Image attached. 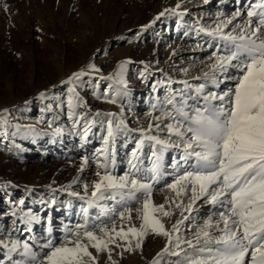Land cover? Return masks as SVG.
I'll return each mask as SVG.
<instances>
[{"label":"rangeland","instance_id":"rangeland-1","mask_svg":"<svg viewBox=\"0 0 264 264\" xmlns=\"http://www.w3.org/2000/svg\"><path fill=\"white\" fill-rule=\"evenodd\" d=\"M229 2L230 6L225 0H0V240L43 242L50 233L59 243L66 226L82 223V207H88L92 199V185L98 179L97 172H102L99 163L104 159L98 150L104 147L102 122L107 117L97 114L112 113L123 118L130 129H147L159 115L153 110L158 100L171 90L183 89L182 81L193 86L202 82L194 77L208 70V57L216 44L223 43L209 31L222 13L231 17L242 6L244 10L245 0L237 6V0ZM178 4L175 12H165ZM145 12V17L138 20ZM161 12L165 14L157 18ZM172 35L185 38L190 45L208 47L198 53V62L189 65L185 74L174 64L178 57L170 58L167 67L161 55V47H168L161 39ZM209 45L213 46L210 50ZM124 61L127 63L121 69ZM89 65H95V70ZM79 70L90 74L82 77L86 83L78 88L84 101L79 111L97 121L86 136L84 121L74 124L67 114L72 85L64 82ZM121 72L125 95H118L124 88L118 83ZM224 87L221 85V89ZM114 97L115 104L110 102ZM57 128L62 131L57 133ZM139 135L137 131L116 138L112 175L120 177L130 172L129 162ZM144 153L142 167H148L147 146ZM180 155L177 149L164 153L162 163L167 172H175ZM86 156L89 159L85 165ZM171 179V175L166 176L154 185V204H163L174 196L164 187ZM85 183L89 185L87 194ZM73 192L80 196H73ZM98 203L102 207L89 208L90 224L111 227L114 220L118 226L127 227V218L121 221L118 214L129 206L133 208L132 223H142L135 212L139 204H124L119 197ZM202 204L198 202L199 211L192 213L196 222L210 214L201 212L207 207ZM180 212L174 209V215L161 217L168 229L181 218ZM197 213L201 217L196 218ZM28 214L38 219L30 226L31 232H24L21 221ZM187 223L181 226L183 233ZM159 236L150 232L140 249H116L112 259L117 264H151L167 243L166 237ZM90 250L98 256L99 264H110L106 253ZM5 252L0 247V260L8 264ZM175 260L164 253L161 264H174Z\"/></svg>","mask_w":264,"mask_h":264},{"label":"snow or ice","instance_id":"snow-or-ice-1","mask_svg":"<svg viewBox=\"0 0 264 264\" xmlns=\"http://www.w3.org/2000/svg\"><path fill=\"white\" fill-rule=\"evenodd\" d=\"M245 5L243 11L238 9L231 17L221 14L209 31L223 43L216 44L208 57V70L194 77L202 82L193 86L182 81L183 89L171 90L158 100L153 110L159 115L147 129H130L123 118L112 113L97 114L107 117L102 122L104 147L98 150L104 159L99 163L102 172H97L98 179L92 185V199L88 207H82V223L66 226L59 243L51 239L50 233L43 242L0 240L8 264H99L98 256L90 249L106 253L110 264H117L112 259L116 249H140L150 232L167 238L165 248L151 264H161L164 253L176 257L174 264H264V0H245ZM179 8L178 4L165 12ZM125 63L121 62V69ZM89 67L95 70V65ZM85 75L90 74L80 70L64 83L72 85L67 114L74 124L84 121L86 136L97 121L79 111L84 101L78 88L86 83L82 80ZM118 75V83L124 85L118 95H125L126 82L122 72ZM221 85L225 87L221 89ZM110 102L115 104L117 99ZM61 131L56 129L57 133ZM137 131L140 135L129 162L130 172L120 177L112 175L116 138ZM145 146L151 161L148 167H142ZM169 149L181 153L174 173L167 172L162 163ZM88 159L83 158L85 165ZM169 175L172 179L164 187L174 196L163 204H154V185ZM88 188L85 183L86 194ZM117 197L124 204L140 205L135 209L137 219L142 221L139 226L132 223L130 206L118 214L121 221L127 218V227L118 226L114 220L111 227L89 223V208L102 207L98 201ZM198 202L215 209L201 222L192 216L199 211ZM174 209H181V218L168 229L161 217L174 215ZM37 219L26 215L21 221L23 231L31 232L30 226ZM185 221L190 236L181 231Z\"/></svg>","mask_w":264,"mask_h":264},{"label":"bare ground","instance_id":"bare-ground-1","mask_svg":"<svg viewBox=\"0 0 264 264\" xmlns=\"http://www.w3.org/2000/svg\"><path fill=\"white\" fill-rule=\"evenodd\" d=\"M230 0H225V3L227 2L228 6H230ZM232 1V0H231ZM235 2V1H234ZM238 2H236L234 5H236ZM214 6V5H213ZM237 6V5H236ZM239 6V5H238ZM246 6V5H245ZM232 7V6H231ZM234 7V6H233ZM240 7V6H239ZM243 7V6H242ZM241 7L240 10H242L243 8ZM228 8V7H227ZM230 8V7H229ZM224 9V8H223ZM228 10V9H227ZM223 11V10H222ZM218 12V10H217ZM228 12V11H227ZM216 13V12H215ZM223 14V13H222ZM146 15V12L142 14L141 18L138 17V20H142V18H144ZM225 15V14H224ZM133 17V16H132ZM136 20V19H134ZM215 20V19H214ZM217 21V20H216ZM183 38V37H182ZM161 42H166L168 44V47H161V55L163 56L164 62H165V66H169L170 65V58L173 57H178L174 64H178L180 66V69H178L180 71L181 74H185L186 72H188L189 69V65H194L196 62H198V53L200 54V52L207 50V48H202V46L200 45H190L189 43H187V40L181 39L179 35H172L170 37L164 36L161 39ZM211 47H209L208 50H210ZM215 50V49H214ZM60 59V58H59ZM177 66V65H176ZM185 69H187V71H185ZM80 71V70H79ZM86 72V71H84ZM192 76V75H190ZM194 76V75H193ZM180 90V89H178ZM35 92V91H34ZM33 96V95H32ZM204 206H207L206 208L202 209L201 212H213L215 211V209H213L212 207H210L209 205L206 204H202ZM201 214L195 215L196 218L201 217ZM207 215V214H206ZM186 235H188V232L185 233ZM160 237V236H159ZM158 238V237H157ZM160 240V239H159ZM158 240V241H159ZM161 241V240H160ZM156 248V247H155Z\"/></svg>","mask_w":264,"mask_h":264}]
</instances>
